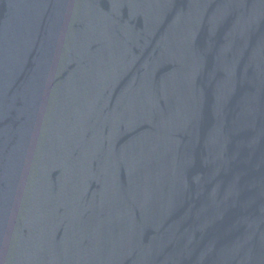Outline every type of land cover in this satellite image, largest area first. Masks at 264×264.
<instances>
[{"label": "water", "instance_id": "1", "mask_svg": "<svg viewBox=\"0 0 264 264\" xmlns=\"http://www.w3.org/2000/svg\"><path fill=\"white\" fill-rule=\"evenodd\" d=\"M0 264H264V0H0Z\"/></svg>", "mask_w": 264, "mask_h": 264}]
</instances>
